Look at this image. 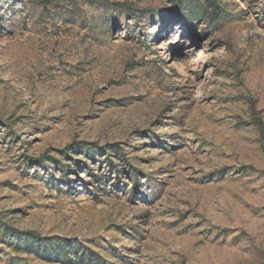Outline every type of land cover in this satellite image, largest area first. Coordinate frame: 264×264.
<instances>
[{
  "label": "rangeland",
  "instance_id": "obj_1",
  "mask_svg": "<svg viewBox=\"0 0 264 264\" xmlns=\"http://www.w3.org/2000/svg\"><path fill=\"white\" fill-rule=\"evenodd\" d=\"M83 252L264 264V0H0V264Z\"/></svg>",
  "mask_w": 264,
  "mask_h": 264
},
{
  "label": "trees",
  "instance_id": "obj_2",
  "mask_svg": "<svg viewBox=\"0 0 264 264\" xmlns=\"http://www.w3.org/2000/svg\"><path fill=\"white\" fill-rule=\"evenodd\" d=\"M35 238V244L32 245L31 252L39 256L40 258L48 257L49 259H56L55 254L58 253L60 257L66 258L68 254L66 241L60 240L56 245H52L50 240L41 238L38 234H33ZM77 247V246H76ZM79 247V246H78ZM80 248V247H79ZM77 249V248H76ZM70 251V250H69ZM77 252V250H76ZM70 253V252H69ZM58 260V259H56ZM102 259L100 256L94 253H88L85 255V252L78 255L77 253L73 257L71 264H103L101 263Z\"/></svg>",
  "mask_w": 264,
  "mask_h": 264
}]
</instances>
